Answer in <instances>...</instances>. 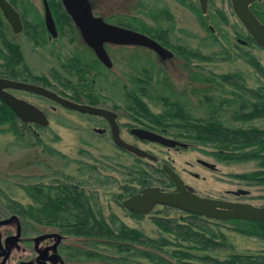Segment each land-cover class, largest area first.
Instances as JSON below:
<instances>
[{
	"label": "rangeland",
	"instance_id": "374dc122",
	"mask_svg": "<svg viewBox=\"0 0 264 264\" xmlns=\"http://www.w3.org/2000/svg\"><path fill=\"white\" fill-rule=\"evenodd\" d=\"M89 1L93 12L105 20L111 19L116 14L129 15L130 17L134 15L148 24H152L150 19L143 13L150 6L151 0H140L145 4L141 11L136 6L137 0ZM180 16L183 17L182 12H180ZM177 19L178 24H175L177 29L181 28L184 30L185 26H188L189 29H185V33L178 30L172 32V42L175 45H186L191 50L200 51L204 55L222 54H218L215 60L210 62L193 61L192 67H196V69L194 68L195 70L205 75L238 73L248 89L264 86V78L247 63L235 57L226 58V54H223V50L227 49L226 44L220 43L218 45L213 44L212 40H206L202 46L195 36L197 31L192 26L193 24L180 21L178 16ZM7 35L10 40L21 47L25 63L33 75L46 76L53 83L55 91L67 96L72 94L64 86L69 84V82H75L77 76L66 71V69L64 70L62 65H65L68 54L73 52L74 49L80 48L78 44L75 46L70 42V38L73 35L69 33L62 34L57 40H50L51 42L49 41L50 43L45 44L44 47L33 44L29 36L23 33L14 35L8 30ZM108 50L113 67L111 69L98 67L103 76L107 78L104 80L102 77V80L100 79L99 81L103 86L111 88L113 91L108 94L109 99L100 102L99 106L118 111L124 110V104L118 89L120 85L125 83L124 81H128L127 73H133L134 70L130 66L133 64H130V58L133 54H137L141 59L150 57L155 62L156 68L164 71L173 86L174 95H178L181 98L182 105L194 117L203 119L210 114L205 101L200 99L201 90L199 83H191L186 66H184V62L180 58L175 56L170 60L161 62L147 49H134L132 46L109 47ZM88 56L91 57H88L89 61L93 63L94 57L90 54ZM260 64L264 68V59L260 60ZM138 67L141 68V64ZM95 76L96 73L92 70L88 78L92 79ZM157 76L161 77L159 74ZM111 82L116 83V85H111ZM220 87H222L221 84H215L209 95L215 97L221 94L223 89ZM157 88L159 89H156L151 95L152 99H145L144 101L154 114H159L164 108L160 100L158 101V95L168 94L166 91L164 92L163 87ZM226 90L228 89L226 88ZM181 91H184L183 94ZM11 93L17 98L40 108L46 114L49 124L46 127H28L31 134L34 135L32 137L36 136L41 141L40 144L33 146L27 145L25 139L17 140L11 132L7 131V126L2 127L4 132H0V208L11 210L15 203L23 206L31 204L33 201L24 192L23 186L32 184L46 186L47 184L64 182L78 184L86 191L93 192L97 197L99 208L108 222L111 219L117 224L121 222L128 227L141 230L146 236L153 239L159 238L162 233L153 224L152 218H172L180 223L189 221V218L183 212L160 205L156 206L152 212L138 218L123 207L122 201L127 197L122 198L120 203L116 202L120 189L123 185L130 182L127 177L129 172L132 170L135 172L140 166L151 170L149 166L153 163L147 159H142L140 162L137 160L139 158L118 149L113 144L108 132L105 135L95 133L94 128H103V122L99 119L68 111L54 102L28 92L11 91ZM80 101L87 102L84 98H81ZM225 108L219 113H215L214 116L217 115L218 120L223 121L227 126L241 128L264 127L263 120H253L247 123L234 121L231 119V115L235 108ZM119 122L132 125L145 124L130 119L127 114L122 115ZM121 136L125 141L130 142L131 138L125 131L122 132ZM33 140L34 138H31L28 141L33 142ZM138 145L158 158V162L154 166L159 167L165 162L169 163L182 180L200 196L242 202L251 201V203L255 204H260L261 202L259 197L264 194V189L258 185L262 184L255 183L257 185H250L248 182L235 177L260 171L257 161L242 163L222 162L211 156V148L206 146L190 145L187 149L176 150L150 143ZM196 159L215 164L217 170L212 171L203 168L196 162ZM195 174L198 175V178L194 176ZM164 189L172 190V187L168 186ZM236 190L249 191L250 194L249 196L238 198L226 194L227 191ZM200 224L205 225L207 229L216 234L223 233L226 241L224 246L217 247L214 250H196L195 253L197 254H208L223 260L231 253L255 254L264 251V241L262 239L239 233L236 231L234 223L207 219L206 222H200ZM168 237L173 241L171 235ZM216 240L219 242L220 238L216 237ZM87 246L89 249L92 248L88 244ZM174 247L170 245L168 249H173ZM94 249L103 252L104 255L113 253L111 249L104 246H97ZM92 260L91 264H115L98 259ZM145 263L143 262V264Z\"/></svg>",
	"mask_w": 264,
	"mask_h": 264
},
{
	"label": "trees",
	"instance_id": "16d2710c",
	"mask_svg": "<svg viewBox=\"0 0 264 264\" xmlns=\"http://www.w3.org/2000/svg\"><path fill=\"white\" fill-rule=\"evenodd\" d=\"M62 9V7H61ZM58 18L59 27L67 24L71 31H77L69 16L62 9ZM133 30L131 23L126 25ZM2 31V29H0ZM140 32L149 34L145 27L139 29ZM36 35H40L38 30H34ZM75 33V32H73ZM3 37V36H2ZM178 57L184 62V66L189 71L191 83H199L201 74L192 67L193 61L210 62L221 53L201 55L197 50L187 51L178 47ZM222 55V54H221ZM130 58V64H132ZM144 58V59H143ZM141 68L138 74L127 73L128 81L119 86V95L122 101L128 103L125 110L131 111L130 115L135 117L134 121L145 123L154 128L165 131L168 135L180 138L183 142L191 146H206L211 148L210 155L219 161L227 163H242L257 161L260 169H264V129L230 127L218 120L214 114L219 113L223 108L215 103L211 97L206 98L205 105L210 110V114L203 119L194 117L182 105L181 98L174 95L173 86L167 78L162 82L153 81L150 69L155 68L154 61L150 57H143ZM20 47L6 39L0 43V77L22 82H41L47 86L46 77L33 75L26 69ZM98 60L91 63V70L96 76L89 79L85 75L84 67H72L76 71L77 79L69 82L66 87L71 90V99L79 102L81 98L92 105L104 102L109 99L111 88H107L100 83L102 77L107 78L98 69ZM252 67L264 78V68L259 62L252 61ZM131 68L136 72L133 65ZM195 68V69H194ZM205 94L219 83L214 75L203 76ZM236 89L239 92L241 84L237 78ZM111 85L114 82L110 83ZM116 85V83L114 84ZM162 85V86H161ZM193 85V84H192ZM195 85V84H194ZM193 85V86H194ZM196 86V85H195ZM163 87L167 95H158V101L169 103L159 114L151 112L146 104V100H151V95ZM114 88V87H113ZM112 88V89H113ZM254 92H260V105L254 107L250 113H245L243 109L234 112L231 119L240 122H249L255 119L264 118V89L259 87ZM182 93V92H181ZM180 93V94H181ZM107 94V95H105ZM174 98V99H173ZM3 126H7V131L11 132L17 140L25 139L27 145L40 144V139L31 134L28 126L22 123L14 112L0 99V132H4ZM6 131V130H5ZM34 138L33 142H30ZM142 161V159H137ZM150 165L151 170L140 166L135 172L130 171L127 177L129 184L123 185L117 195L116 202L125 197L138 193L141 189L160 186L161 188L172 187L170 180L164 172L162 166ZM264 172L241 174L235 176L237 179L246 181L252 179L255 183L263 184L264 179L259 178ZM24 192L32 199V203L24 207L15 204L13 211L18 214L27 213L29 219L39 222V216L44 214L45 223L55 224L62 233L72 235L78 240H83L92 247L91 252H86L92 259L115 263V264H264V251L255 254L231 253L223 260L212 257L208 254H197L196 250H214L224 246L226 237L223 233L216 234L207 229L200 222H206V218L189 213V221L178 222L176 219H166L161 217L152 218L153 224L160 230L162 236L153 239L146 236L141 230L131 228L114 220L108 222L99 208L97 197L93 192L86 191L83 187L72 183L57 182L50 185L32 184L23 187ZM168 208V207H165ZM173 209V208H171ZM178 210V209H175ZM135 217H142L140 214L132 213ZM234 223L236 231L249 236H255L264 241V223L248 221H231ZM172 236L173 241L168 237ZM216 237L220 238L218 242ZM175 246L168 249V246ZM104 246L112 250L113 253L105 254L94 248Z\"/></svg>",
	"mask_w": 264,
	"mask_h": 264
},
{
	"label": "flooded vegetation",
	"instance_id": "af4514ba",
	"mask_svg": "<svg viewBox=\"0 0 264 264\" xmlns=\"http://www.w3.org/2000/svg\"><path fill=\"white\" fill-rule=\"evenodd\" d=\"M5 1L18 14L21 29L18 33H15L11 25L6 21L0 10V29H2V31H0V43L3 38L13 42L12 40H10V38L7 35L8 30L14 35L23 33L29 36V38L33 41V44H36L39 47H44L45 44H49L51 42L50 40L52 41L57 40L59 36H62V34L65 35L66 33H69L73 35L72 38H70V42L73 43L75 46L76 44H78L80 48L78 49L76 48V50L74 49L73 52L68 54V58L66 60L65 65H62L64 67V70L66 69V71L76 75V71L72 67L80 66L85 68L86 76H89L92 73V70L88 68L89 66H91L92 63L89 61V58L91 57H89L88 54L92 55L94 57V60L95 59L98 60L94 52L84 43L78 31H71L70 27L67 24L63 25L62 30L59 27V22H57V20L61 16V13L63 12L62 9L66 13L65 9L62 6L61 0H5ZM144 5L145 4H143L142 1L140 0L136 1V6L139 7L140 11L141 8L144 7ZM46 7L48 8V11L54 22L57 32L56 36H52L47 31L45 24ZM180 12L183 13V17L180 16ZM92 13L95 17H99L97 14L93 12V10ZM143 13H145V15L150 19L152 24H148L144 20L134 15L130 17L129 15L116 14L111 19L108 18L107 20L101 17L99 18H101L104 22L108 24L133 30L130 27L125 26L126 22L131 23L132 27L137 29L133 31L139 32L149 37L158 45H160L161 47L172 53V57L166 60H170L175 56L178 57V53H177L178 47L185 49L187 51L191 50L186 45H175L172 42V37H171L172 32L178 30L185 33L184 30L189 29L188 26H185L184 30L181 28L178 29L176 28L175 24L176 23L178 24L177 16L180 21H185L186 23L190 22V24L191 23L193 24L192 26L196 28L197 31L195 36L201 45L205 43L206 40H210V41L212 40L211 42L213 44H218V45H220V43L226 44L225 46L227 49L223 48L224 49L223 54H226L227 56L226 58L228 59L230 57L231 58L235 57L247 63L251 67H252L251 65L252 61L259 62L260 64V60L264 59V46L260 43V41H264V0H151L150 6ZM66 15L68 16L67 13ZM141 27L147 28L149 30V34L140 32L139 29ZM34 30H38L40 35L39 36L36 35L35 32H33ZM17 45L19 46V44ZM109 47L118 48L124 46H118L113 44L104 45V49L112 63V66L106 67L98 60L100 64L99 66H101V68L103 69H111L113 67V62L108 52ZM132 47L134 49L145 48L142 46H132ZM145 49L153 53L157 60L161 62L166 61L161 59L158 56V54H156L153 50H150L148 48ZM198 52L201 55H204L200 51ZM132 57H133L132 64L134 66V69H136V72L135 71L133 72L135 74H138V71L140 72V68L138 66L139 64H141V60H140L141 58L137 54H133ZM23 61H24V65L26 66V69H28V71L31 72L25 63V60ZM150 73L153 75V81H155V83L158 81L162 82V79L164 80V78H167L169 80L166 74H164V71L159 68L157 69L155 67L153 69H150ZM158 74L161 75V77H158L157 76ZM200 74L202 76L201 77L202 79H200L198 84L201 90L200 99L202 101H206V98L209 97L210 95L205 94L203 90L205 85L203 76L205 74L202 73ZM213 75L216 77L219 76L225 77V79H218L219 84H221L222 86L220 88L223 89L221 91V94H218V96L215 97L211 96L213 100H215V103L220 106V108L226 109L225 107H233L235 108V110L232 112L233 114L234 112L241 109H243L245 113H250L254 107L260 105L261 103L259 101L260 92H254V89H248V87L244 84L240 74L234 73V74H213ZM35 76L46 77L43 75L40 76L35 75ZM188 77H189V71H188ZM46 78L48 79V77ZM237 78H240L239 82L241 84V88H243L239 92L236 89V82L238 80ZM47 82H48L47 86H45L41 82L38 83L28 82V83L41 86L56 93L57 95L63 98L76 102L71 99L70 97L71 94L67 96L63 93L57 92L53 89L54 88L53 83L49 79L47 80ZM163 83L164 81L162 82V84ZM259 87H262V89H264V86H259ZM64 88L70 90V88L66 87V85L64 86ZM226 88L228 90H226ZM258 88H255V90H257ZM181 92L183 94L184 91ZM47 100L54 102L50 99ZM160 102L163 107L169 104L164 101H160ZM54 103L59 105L56 102ZM76 103L104 108L108 111L115 113L117 115L116 123L119 127V134L121 139L125 141L121 136L122 132L125 131V133L131 138L130 142L127 141L125 142L140 149L142 148L138 144L150 143L161 147L164 146L158 143L145 141L134 136L131 132L133 129L147 130L159 134L161 136H164L166 138L183 142L180 138L172 137L167 133H165V131L154 128L147 124L132 125V124L123 123L126 126L122 128L124 125L119 122V119L120 117H122V115L127 114V116L130 117V119L135 120L134 119L135 117L130 115L131 111L125 109L123 111L113 110L112 108L110 109L108 107L99 106L98 105L99 103L96 105H92L88 102H81V101ZM122 103L124 104V106L128 104L123 101ZM145 104L149 109L146 102ZM59 106L68 111L92 116L96 119H99L101 122H103V128H94L93 129L94 132L99 135H105L108 132L112 140L110 125L105 118L101 116L80 113L74 110L67 109L61 105ZM255 120L264 121V118L255 119ZM242 123H247V122H242ZM24 124H26L29 128H31L32 126L46 127L48 126L49 121L46 126H40L34 123H24ZM247 129H251V128H247ZM258 129L262 130L264 129V127ZM185 144H187L186 148L175 147L174 149L176 150L181 148L187 149L190 147V144L188 143ZM116 147L124 152L131 154L130 152L118 146ZM199 160L200 159H196V162L199 165H201L203 168L212 171L217 170V168L210 169L209 167L201 164ZM155 162H158V158ZM164 165H167L172 170H174L172 166L169 165V163L165 162L164 164H162V168ZM260 171L264 172V169H261ZM194 176L198 178L197 174H195ZM259 178L264 179V174ZM246 182H248L250 185L255 184V182L252 179H248L246 180ZM184 184L188 186V184H186L185 182ZM73 185L77 186L78 184L73 183ZM258 186H261V188L264 189V182L262 185H258ZM170 191H174L173 184H172V190ZM236 191H227L226 194L235 196L236 198L242 196H249L250 194V192L247 191L248 193L246 195H241V194L236 195L235 193ZM206 198L224 200L234 203H248L256 207L264 208V194H262L259 197L261 198L260 204L251 203V201L242 202L238 200H226L224 198H213V197H206ZM21 206L24 207V210L27 208V206H23V205ZM39 219H40L39 222H35L34 220L29 219V215L27 213L18 214L12 209L5 210L0 208V264H91L92 263L91 262L93 261L92 258L88 256L89 254H86V252H91L92 248L89 249V247L83 240H78L76 237L72 235L62 233L57 227H55V224L45 223L44 214H41L39 216ZM231 221L233 220L221 221V222H231ZM236 221H242V220H236ZM250 222H257V221H250Z\"/></svg>",
	"mask_w": 264,
	"mask_h": 264
},
{
	"label": "water",
	"instance_id": "95a60500",
	"mask_svg": "<svg viewBox=\"0 0 264 264\" xmlns=\"http://www.w3.org/2000/svg\"><path fill=\"white\" fill-rule=\"evenodd\" d=\"M61 3L68 16L72 19L84 43L91 48L98 60L106 67H111L112 63L104 49L105 44L142 46L153 50L163 60L172 57L170 51L164 49L149 37L130 29L108 24L101 18L95 17L92 13L89 0H61ZM0 10L6 21L11 25L13 31L18 33L21 29L18 14L5 0H0ZM45 24L47 31L52 36H56V28L47 7ZM260 43L264 46V41H260ZM12 90L30 92L50 99L67 109L84 114L101 116L108 121L112 141L116 146L130 152L137 158L147 159L152 162L157 160L156 156L132 146L121 139L119 127L116 123L117 115L115 113L104 108L70 101L35 84L0 77V99L23 123H34L40 126H46L48 121L40 109L14 96L9 92ZM131 132L134 136L142 140L158 143L167 148L187 147L185 143L166 138L147 130L133 129ZM199 162L210 169H216L212 163L204 160H199ZM163 169L173 183L174 191H167L157 186L143 188L139 193L123 200V207L140 215H146L153 211L156 206L160 205L218 221L244 220L264 222V208L256 207L248 203H234L201 197L191 187L185 185L180 176L169 166L164 165ZM235 193L236 195H246L248 192L237 190Z\"/></svg>",
	"mask_w": 264,
	"mask_h": 264
}]
</instances>
